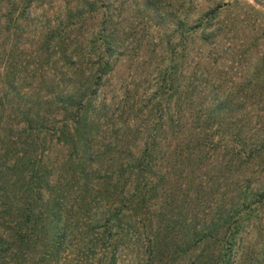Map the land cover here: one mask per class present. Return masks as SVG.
I'll return each mask as SVG.
<instances>
[{
    "label": "rangeland",
    "instance_id": "1",
    "mask_svg": "<svg viewBox=\"0 0 264 264\" xmlns=\"http://www.w3.org/2000/svg\"><path fill=\"white\" fill-rule=\"evenodd\" d=\"M76 79L98 113L90 143L60 103ZM35 128L67 218L56 252L43 237L24 264H264V7L0 0V148ZM206 136L218 146L199 147ZM14 173L4 185L19 197ZM139 177L157 185L146 198Z\"/></svg>",
    "mask_w": 264,
    "mask_h": 264
},
{
    "label": "trees",
    "instance_id": "2",
    "mask_svg": "<svg viewBox=\"0 0 264 264\" xmlns=\"http://www.w3.org/2000/svg\"><path fill=\"white\" fill-rule=\"evenodd\" d=\"M70 83H72L74 94H70L67 99L60 101L71 112L69 115L70 124L67 123L66 127L70 134L74 131L76 137L83 141L86 140V136L85 133L82 134V131L87 132L86 141L90 143L94 134H98V113L90 112L93 104L90 97L86 100L87 81H77L76 79ZM40 101H38L39 106ZM66 131L62 129L60 136L64 137ZM42 132V128L33 129L23 142L10 136L6 143L2 142L3 147L0 148V162L3 161L0 163V264H24L21 259L25 258L28 251L31 253L36 251L39 241L43 237H47L50 242V245L47 246L48 250L56 252L57 239L62 233L65 234L68 193L63 188L55 189L59 184L54 185L55 183L50 182L48 165L37 154L45 144V142L41 143ZM205 139L210 140L207 136ZM196 143L198 144L199 141ZM213 144L214 141L210 140V142L206 141L205 144L201 143L198 146L203 148L218 146V144ZM180 146L181 144L176 146L174 155L180 152L178 149ZM263 148V146H256L253 151L257 153ZM145 159L138 161L139 163H135L132 167L144 173V170L147 169ZM4 170L12 171V173L21 171V175L27 178V180H22L23 185L18 187L19 197L17 194L14 195L15 192L12 189L4 185L6 184V182L4 183V178H6V175H3ZM152 178H144L142 183L139 182L140 177L137 178L135 195H143L146 198L147 192H151L153 188L157 187V185L153 186ZM150 184L152 186L148 188ZM99 186V183H91V187L96 188V191ZM256 196L260 197V195ZM96 197H101L100 201L105 200L107 203L110 201L114 203L116 200L121 204L125 203L121 197L114 195L111 191L109 193L99 192ZM79 202L81 208L86 204L83 200ZM118 216L113 215L114 218ZM113 217L109 220H113ZM113 221L116 223L115 220ZM235 240L232 241V244L236 242ZM155 253L156 251L154 255ZM221 261L229 264L228 259L221 258Z\"/></svg>",
    "mask_w": 264,
    "mask_h": 264
},
{
    "label": "water",
    "instance_id": "3",
    "mask_svg": "<svg viewBox=\"0 0 264 264\" xmlns=\"http://www.w3.org/2000/svg\"><path fill=\"white\" fill-rule=\"evenodd\" d=\"M254 3L264 7V0H252Z\"/></svg>",
    "mask_w": 264,
    "mask_h": 264
}]
</instances>
